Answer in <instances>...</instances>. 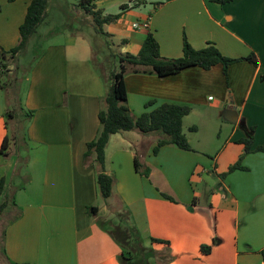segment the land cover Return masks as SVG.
<instances>
[{
    "label": "crops",
    "instance_id": "1",
    "mask_svg": "<svg viewBox=\"0 0 264 264\" xmlns=\"http://www.w3.org/2000/svg\"><path fill=\"white\" fill-rule=\"evenodd\" d=\"M32 1L0 0V48L19 44ZM64 1L50 0L45 22L54 13L65 24L69 17L82 21L79 27H93L82 7L73 8L70 2L64 6ZM92 3L104 16L120 15L104 30L122 54L138 55L151 32L163 58L183 57L187 39L196 50L214 43L231 59L255 54L259 64L238 62L227 76L221 64L210 70L189 67L166 78L129 70L124 81L134 116L164 103L192 108L183 131L193 151L165 146L155 154L156 135H113L106 169L114 187L105 200L98 192L95 167L84 156L99 134V114L109 89L82 29L64 43L48 44L21 91L23 107L35 112L25 151L10 144L2 152L9 128L6 94L0 87V182L5 181L16 203L0 219L7 264H121L124 249L110 234L108 221L113 228L134 229L158 252L159 264H264V152L257 151L264 147V0L225 5L209 0ZM135 23H148L149 29H135ZM150 102L155 106L147 109ZM253 128L252 152L244 155L241 141ZM18 157L27 159L24 173ZM242 157L244 169L229 173ZM136 161L150 167L148 178L137 172ZM93 207L97 214L90 212ZM122 217L127 226L121 225ZM207 245L210 252L204 253Z\"/></svg>",
    "mask_w": 264,
    "mask_h": 264
},
{
    "label": "trees",
    "instance_id": "2",
    "mask_svg": "<svg viewBox=\"0 0 264 264\" xmlns=\"http://www.w3.org/2000/svg\"><path fill=\"white\" fill-rule=\"evenodd\" d=\"M10 3L17 0H8ZM210 2L225 5L233 0H209ZM50 0H33L28 7L26 19L20 27L19 44L11 49L5 50L0 48V87L6 94L7 110L6 125L9 128V134L5 137L2 152L9 149L10 144L13 149L18 152L25 147L27 138V128L32 121L35 112L26 110L22 105L20 79L18 70L20 69V57L26 53L31 39L38 33L40 27L48 17V6ZM79 6L83 8L86 15L92 19V26L97 34H102L110 39L108 33L105 32V25L114 24L120 19V15H103L102 11L96 10L92 0H81ZM149 28H147L148 30ZM120 61V71L113 70L110 74L112 84L109 88L107 96L103 100L104 107L99 114L100 131L97 138L90 142L87 146V152L84 156V162L91 163L95 167L97 174V187L100 196L109 199L113 194L114 178L107 173L106 169V149L113 135L122 132L138 131L143 135H156L157 145L154 153L158 154L160 149L165 146H174L180 150L192 152L193 149L190 142L183 131L184 119L191 114L192 108L177 104L164 103L151 111H146L140 117L133 115L128 106V95L125 85V75L129 70L137 74L156 75L160 78L177 75L185 69L198 66L204 70H210L217 65H223L224 73L228 75V69L231 65L238 62L247 61L258 66V60L255 54L245 58L231 59L224 56L214 43L208 45L201 50H196L192 45L184 40L183 57L179 59L163 58L160 53V45L154 33H149L138 55L132 54H112ZM155 102L147 104L146 108H152ZM25 126V128H24ZM196 131L197 128H191ZM254 131L249 138L242 140L245 145L244 155L252 152L254 144ZM257 151L264 152V147L257 148ZM244 157V156H243ZM229 169V173L236 170L244 169L242 159ZM26 158L18 157V163H25ZM136 170L144 177H149L151 173L150 167L140 164L136 161ZM227 174L222 175L225 178ZM162 196L170 201H175L171 195L162 193ZM15 199L8 195L7 185L4 180L0 182V219L6 210L15 207ZM94 215L98 213V209L93 207L89 209ZM21 213L16 218L18 220ZM112 237L118 242L122 248H130L132 238L137 240L138 233L134 229L123 230L119 227L110 231ZM5 234L0 240V263L7 264L8 256L5 246ZM155 243H166L157 239H152ZM139 247L140 243H137ZM139 264H148V260L154 258L151 251L144 253V248H139ZM204 253L210 252V247L203 246ZM264 253V252H263ZM145 255V256H143ZM121 264H138L134 263L131 258L123 252L120 256Z\"/></svg>",
    "mask_w": 264,
    "mask_h": 264
},
{
    "label": "rangeland",
    "instance_id": "3",
    "mask_svg": "<svg viewBox=\"0 0 264 264\" xmlns=\"http://www.w3.org/2000/svg\"><path fill=\"white\" fill-rule=\"evenodd\" d=\"M68 2H70L72 4L73 8H74V6L79 5L78 0H65L63 5L66 6L68 4ZM71 13H73L75 18L80 19L79 14L76 11H72ZM73 15H71V16H73ZM64 18H65V16H64ZM65 22H66V20L59 21L57 14H54V13L50 14V17L48 18V20L45 22L43 27L38 31L39 34L32 41V43L29 47V51L20 57V61H19L20 69L18 70V77L20 79L19 85H20L21 89H23V92H25V89L27 87L26 79L29 76L32 67L38 61L43 50L48 46V44L64 43V41H65L64 38L66 36L67 37H73L74 36L73 34H76V31H78L79 29H82L83 32H85V35L87 36L86 41L91 43V47L93 48L95 57L97 58V60H96L97 64L96 65H97L98 74L101 75V77L104 80V84L108 87V89L110 88V86L112 84V81L110 79L111 72L115 69H117L118 71H120V69H121L119 59L115 58L112 54L113 53L119 54L121 47L114 44V41H111L106 36H104L102 34H97L96 31L91 26H87V25L82 24V27H79L80 23L82 21L71 22V19H69V17H68L67 18V24H65ZM74 23H76V24L74 25ZM64 25L67 28H64ZM59 27H61V29H59ZM81 45H83V44H81ZM80 54L84 57L85 51L81 50ZM227 117L228 116L226 115V118ZM24 128H25V126H24ZM186 132L188 133V130H186ZM153 136H154V134H153ZM25 148H26V146L23 149H20V151H22V150L25 151ZM26 163H27V159H26L25 163L20 164V167H21L19 169L20 172L24 173L23 168L25 167ZM20 181L21 180L19 179L18 185H19ZM20 185H22V184L20 183ZM109 203H110V201H109ZM117 209H119V207ZM122 216L125 218L126 214L123 213ZM123 217L121 218L122 219L121 225L127 226L128 225V224H126L127 220L123 219ZM116 221H118V223H120L119 218L116 219ZM104 222H105V220H104ZM106 225L108 227H111L112 230H115V227L113 228V225H111V222L110 223H109V221L106 222ZM125 230H126V228H125ZM138 242L141 245L140 247L137 244ZM207 247H209V246L207 245ZM139 248H144L143 254L148 253L152 250L151 253L155 257L153 259L148 260V264H159L158 259H157L158 252L153 250V248H151L150 244L148 242H146L145 239L142 240L141 237H139V236H138L137 240L135 238H132L131 247L130 248H128V247L124 248V252H125L126 256L131 258V260L134 263H138L140 260L139 254H138ZM143 256H145V255H143Z\"/></svg>",
    "mask_w": 264,
    "mask_h": 264
},
{
    "label": "built area",
    "instance_id": "4",
    "mask_svg": "<svg viewBox=\"0 0 264 264\" xmlns=\"http://www.w3.org/2000/svg\"><path fill=\"white\" fill-rule=\"evenodd\" d=\"M133 28H135V29H139V28L147 29V28H149V26H148V23H146V24H144V25H142V24H140V23H135V24H133ZM211 99H212V98H211Z\"/></svg>",
    "mask_w": 264,
    "mask_h": 264
}]
</instances>
